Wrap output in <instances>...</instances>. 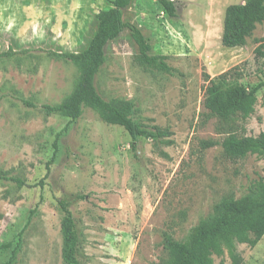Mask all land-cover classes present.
Segmentation results:
<instances>
[{"label":"rangeland","instance_id":"1","mask_svg":"<svg viewBox=\"0 0 264 264\" xmlns=\"http://www.w3.org/2000/svg\"><path fill=\"white\" fill-rule=\"evenodd\" d=\"M173 1L177 17L161 13L155 0H133L122 11L148 37L151 53L165 55L176 72L144 70L123 30L105 45L95 77L104 98L134 101L136 121L172 132V144L140 137L132 149L122 126L104 122L88 106L74 120L41 108L66 96L77 77L75 65L47 51L80 50L109 0H0V51L14 50L0 57V174L26 183L19 188L0 178V244L11 242L0 249V264L19 232L14 264H65L57 204L64 196L71 199L81 264L160 263L167 258L163 232L182 239L223 196H240L264 180V156L223 155L227 125L203 105L208 79L221 88L264 80V59L255 53L264 48V20L243 46L225 47L224 10L244 0ZM224 72L229 76L220 77ZM263 101L264 87L238 132L264 131ZM206 140L216 143L203 147ZM235 246L244 264H264V235L253 247ZM213 262L231 264L226 250Z\"/></svg>","mask_w":264,"mask_h":264},{"label":"trees","instance_id":"2","mask_svg":"<svg viewBox=\"0 0 264 264\" xmlns=\"http://www.w3.org/2000/svg\"><path fill=\"white\" fill-rule=\"evenodd\" d=\"M133 0H109L110 6L100 9L96 14L97 26L85 45L78 51H54L47 53L75 65L77 77L70 92L57 103L41 105L47 115L58 114L70 120L79 118L83 108L90 107L106 123L122 126L131 138L130 146L135 149L138 138L150 139L155 145L172 144L168 137L172 134L167 127L152 125L147 127L134 118L137 108L132 100L123 98H104L95 87V77L105 62V45L119 36L123 30L137 45L136 63L144 70L162 71L173 74L175 69L167 64L166 56L151 53V44L136 24L123 19V9ZM160 11L169 17H177V7L173 0H155ZM264 20V0H244L242 3L228 5L224 10L221 44L225 47L243 46L257 23ZM8 46L0 51V57L12 54ZM256 56L264 59V48L255 49ZM209 78V75L205 73ZM228 72L220 74L227 77ZM203 105L210 116L218 118L227 125L226 135L220 141L222 153L230 159H240L247 154L264 156V131L257 135H244L238 132V122H243L254 111L257 92L264 87V80L252 86L238 83L221 88L219 83L208 79ZM27 105H33L24 100ZM264 104V101H263ZM216 142L206 140L203 147ZM48 169V168H47ZM1 179H10L20 188L26 185L18 177L0 174ZM62 213L60 220L61 257L65 264H81L80 235L76 220L70 210L71 199L66 196L57 200ZM33 212V211H31ZM264 235V180L252 183L240 196L227 194L215 203L207 217L199 219L190 227L182 239H175L167 232L162 234V242L167 258L156 264H214L213 255L220 256L224 250L231 264H244V259L236 250V243L255 246ZM11 242L0 244V249L8 248ZM21 232L18 234L11 255L3 264H14L21 250Z\"/></svg>","mask_w":264,"mask_h":264},{"label":"crops","instance_id":"3","mask_svg":"<svg viewBox=\"0 0 264 264\" xmlns=\"http://www.w3.org/2000/svg\"><path fill=\"white\" fill-rule=\"evenodd\" d=\"M161 13H163V12L161 11ZM137 26H139V25H137Z\"/></svg>","mask_w":264,"mask_h":264}]
</instances>
